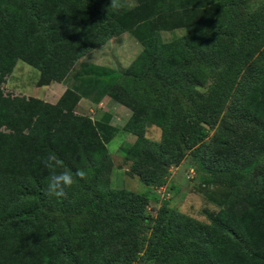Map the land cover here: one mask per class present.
<instances>
[{
	"label": "trees",
	"instance_id": "1",
	"mask_svg": "<svg viewBox=\"0 0 264 264\" xmlns=\"http://www.w3.org/2000/svg\"><path fill=\"white\" fill-rule=\"evenodd\" d=\"M122 1L0 0V264H264V176L237 188L247 178L238 165L264 150V7L244 17V0ZM164 13L170 21H160ZM176 28L183 34L162 39ZM124 32L141 44L124 71L89 65L54 104L1 87L17 60L39 70L37 85L62 81ZM200 71L212 77L205 91L196 88ZM105 95L131 111L123 130L136 139L124 159L149 186L159 166L198 155L216 127L228 169L208 172L230 191L208 225L167 205L150 215L146 194L108 186L106 143L116 129L73 112L80 96ZM149 125L161 129L159 142L145 135ZM49 153L61 170L88 173L59 200L44 194L49 172L39 158ZM73 215L83 221L71 234Z\"/></svg>",
	"mask_w": 264,
	"mask_h": 264
},
{
	"label": "rangeland",
	"instance_id": "2",
	"mask_svg": "<svg viewBox=\"0 0 264 264\" xmlns=\"http://www.w3.org/2000/svg\"><path fill=\"white\" fill-rule=\"evenodd\" d=\"M122 4L128 8L136 6L135 0H123ZM260 7H264V0H244L241 3L240 10L242 11V15L246 17ZM171 15V13H164L160 21H170ZM183 31L182 28H176L173 30H163L160 34L164 41H169L182 35ZM118 37L116 40H112L108 48L118 54L117 60H121L122 62V64L120 62L118 65L120 67L118 72L121 73L139 53L141 44L130 32L121 33ZM222 43L223 40L218 39L216 44L220 45ZM108 55L109 53L105 54V56ZM255 65L258 64L255 63ZM247 71L248 68H246L245 72L247 73ZM246 73H243L242 77L238 79V86L245 83L243 77ZM37 77L38 72L35 68L21 60H17L11 72L1 78V87L5 93L23 95L22 93L35 89L34 86L37 85L38 81ZM200 79L202 80L197 84L196 88L200 91H205L212 82V77L210 73L207 74L200 71ZM178 95L184 109H192L185 99L184 93L179 91ZM228 106L229 102L226 104L222 115L228 110ZM148 127V138L159 142L161 140V129L155 125H149ZM152 129H154L156 135L151 131ZM130 137L133 136L120 131L107 143L108 153L113 164H111L110 160L107 164L108 173L106 176L108 177V186L113 190L125 189L146 194L148 203L145 207V213L150 215H155L159 207L167 205L202 225H208L211 217L217 214L223 206L224 199L230 191V188L224 184L218 182L211 183L212 175L208 172V170L226 171L228 169V165H225L222 160L226 154L222 152L224 150V146H222L223 140L220 138V142H217L219 137L216 133V127L209 129L208 135L203 139L202 150L198 152V155H190L187 152L178 163L159 166L156 180L158 184H153L152 186L145 184L136 174L130 173V169H132L131 162L124 160L125 149L132 145L136 139L135 135V138ZM204 166L208 168L205 169ZM238 167L246 168L247 178L237 188L246 187L253 179H261L264 176V150L257 152L245 160L243 165H238ZM82 221V218H78L75 215L70 216L71 234H74V229ZM146 262V260L144 261L139 257L132 264H145Z\"/></svg>",
	"mask_w": 264,
	"mask_h": 264
},
{
	"label": "crops",
	"instance_id": "3",
	"mask_svg": "<svg viewBox=\"0 0 264 264\" xmlns=\"http://www.w3.org/2000/svg\"><path fill=\"white\" fill-rule=\"evenodd\" d=\"M118 36L110 38L104 44L88 51L82 57H80L75 62L70 74L62 81L51 82L45 85H36L34 86L35 89H32L22 94L28 97L33 96V97L42 99L46 102L54 104L58 101L60 96L64 93V91L67 88H72L77 82H79V80L84 78L86 74L83 72L82 69H85L87 66L89 65L104 66V67H109L110 69H114L118 71L120 69L118 65L121 62V60H117L118 54L115 51L113 52L112 49L108 48V46L112 43V40L114 39L116 40L117 38H119ZM107 53H109V55L105 56V54ZM37 72H38V77H37V80H38L39 70H37ZM79 74L81 75L79 76ZM30 92L34 94H31ZM73 112L76 114L88 116L94 123L106 124V125L114 127L116 129V132L109 139V141L113 137H115L118 132L124 131L123 126L129 119L130 114H131V111L129 108L116 102L113 98L107 95L103 96L97 102L89 99L88 97L80 96V99L78 100V102L75 104L73 108ZM148 128L149 127L146 128L147 137L149 136ZM151 131L155 133L154 129H152ZM126 133L133 136L130 138H135L132 133L130 132H126ZM107 143H106V146H107ZM124 166L127 168L126 165Z\"/></svg>",
	"mask_w": 264,
	"mask_h": 264
},
{
	"label": "clouds",
	"instance_id": "4",
	"mask_svg": "<svg viewBox=\"0 0 264 264\" xmlns=\"http://www.w3.org/2000/svg\"><path fill=\"white\" fill-rule=\"evenodd\" d=\"M111 6H116L115 0H112ZM39 159L49 172L44 194L50 199L55 198L59 200L65 198L68 194V190L71 189L75 183L74 176L80 179L87 178L88 173L83 169H77L75 173L66 168L61 170L62 162L55 153H49Z\"/></svg>",
	"mask_w": 264,
	"mask_h": 264
}]
</instances>
